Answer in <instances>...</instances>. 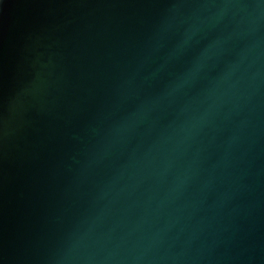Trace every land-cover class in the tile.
I'll return each mask as SVG.
<instances>
[{
    "label": "water",
    "instance_id": "water-1",
    "mask_svg": "<svg viewBox=\"0 0 264 264\" xmlns=\"http://www.w3.org/2000/svg\"><path fill=\"white\" fill-rule=\"evenodd\" d=\"M0 264H264V0H0Z\"/></svg>",
    "mask_w": 264,
    "mask_h": 264
}]
</instances>
